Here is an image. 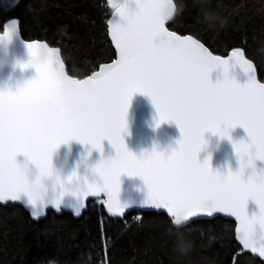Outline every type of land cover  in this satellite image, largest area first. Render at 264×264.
<instances>
[{
    "label": "snow or ice",
    "instance_id": "1",
    "mask_svg": "<svg viewBox=\"0 0 264 264\" xmlns=\"http://www.w3.org/2000/svg\"><path fill=\"white\" fill-rule=\"evenodd\" d=\"M111 6L115 12L107 20V34L115 59L83 78L67 74L60 49L26 41L30 59L19 66H32L37 74L15 90L0 87V202H19L33 218L45 215L49 207L66 208L69 194L73 203L68 207L77 216L90 197L112 216L122 217L134 206L166 210L175 231L168 230L165 243L181 249L188 242L181 229L191 218L227 214L236 221L241 252L251 250L264 258V167L257 169L255 163L264 161V82L257 79L252 62L240 47L227 56L215 55L194 35L170 30L166 22L176 12L173 0H124ZM19 31L16 18L6 20L0 41ZM235 65L247 74L243 84L228 75ZM216 68L223 69L224 78L213 82L209 74ZM136 92L151 97L158 113L155 126L164 121L178 125L176 147H153L140 155L129 149L124 134ZM70 99L84 105L83 110L67 107L64 101ZM37 109L52 112V117H41L38 124ZM236 126L248 137L232 141L237 170H213L210 157L198 159L206 131L231 139L229 129ZM72 140L91 145L101 156L83 176L73 170L63 179L54 169L53 154ZM105 140L115 150L107 158ZM19 154L27 158L24 164L18 162ZM29 163L35 166V180L30 179ZM124 173L143 178V201H121ZM249 200L259 209L251 215Z\"/></svg>",
    "mask_w": 264,
    "mask_h": 264
},
{
    "label": "trees",
    "instance_id": "2",
    "mask_svg": "<svg viewBox=\"0 0 264 264\" xmlns=\"http://www.w3.org/2000/svg\"><path fill=\"white\" fill-rule=\"evenodd\" d=\"M174 2L171 30L194 35L219 55L244 49L264 81V0ZM112 12L109 0H17L12 6L0 0V30L16 18L24 39L59 47L69 75L83 78L115 59L107 34ZM139 212L116 218L94 200L79 218L50 210L35 221L19 205H0V264H264L241 252L231 219L184 226L188 242L181 249L165 243L168 230L175 231L165 213L132 218Z\"/></svg>",
    "mask_w": 264,
    "mask_h": 264
},
{
    "label": "water",
    "instance_id": "3",
    "mask_svg": "<svg viewBox=\"0 0 264 264\" xmlns=\"http://www.w3.org/2000/svg\"><path fill=\"white\" fill-rule=\"evenodd\" d=\"M109 1L111 5L113 3L124 2V0H109ZM114 12L115 9L113 8V12L111 13L109 19L113 17ZM176 12H177V5H176ZM176 12L174 13V16L169 21L166 22V26L168 28L170 23L173 21ZM115 19L119 20L120 17L117 15ZM0 33H2V31H0ZM186 35H190V34H186ZM26 41L27 40L24 39L22 36L21 27H20V31L15 35H13L11 40L0 41V87H10L13 90H15V88L18 85H21L25 81L32 79L37 74L36 69L32 66H29L27 68H21L19 66V63L27 62L30 59V54L26 46ZM38 41H43V40H38ZM43 42H46L50 47H55L50 45L47 41H43ZM56 48L60 49L59 47ZM209 50L212 51L210 48ZM242 51H244L246 59H249L252 62L257 79L260 82H264L261 81L259 78L258 69L256 67L255 62L252 61L246 55V51L244 49H242ZM60 54L62 57L61 49H60ZM213 54L219 55L214 52ZM227 55H220V56H227ZM65 68L67 74H69L67 71L66 63H65ZM209 75H210V79L213 82H215L218 79L224 78V71L222 68H216L213 69ZM228 75L229 77L236 79L241 84H243L247 80V74L243 71V69L239 65L231 66L229 68ZM157 119H158V113L156 112L155 106L152 103L151 97H149L147 94L142 92L134 93L131 98L130 106L127 113L128 130L124 134L125 143L132 152H134L137 155H140L142 152L151 151L153 147H157L158 150L163 151V150H170L171 148L177 146L176 141L180 138L181 135L178 125L174 121L171 122L164 121L160 123L159 126L157 127L155 126V121ZM229 135L231 136V139H229L227 136L222 137L218 133L206 131L204 133V138L207 141V143L198 153V159L201 162H203L205 159H208L210 157L211 158L210 165L213 170H219L221 172H227L229 169H231L232 171L237 170L239 168V160L236 156L232 141L240 140V139L247 140L248 139L247 132L242 126H236L235 128L229 129ZM89 149H91L90 154H89ZM103 155L105 158H107L110 155H115V150L112 148L110 142L107 140L103 141ZM100 156H101L100 150L93 149L91 145H84L79 141L72 140L66 144H61L58 147L56 152L53 154V164L60 170L61 177L63 179H67V177L71 175L73 170L77 171L79 175L83 176L87 172L88 165L94 164L97 160H99ZM26 159L27 158L23 154H19L17 156V160L21 164H24L26 162ZM255 163L257 169L264 167V161H256ZM28 167L31 170L30 178H32V173L36 171L35 166L29 163ZM249 171L250 169L246 170L245 175H247ZM120 181H121V190L119 195L122 202H126V203L131 202L135 204L143 201L146 198L147 185L145 184L142 177L130 176L127 173H124L121 175ZM48 183L51 184V182ZM24 199H26V196L24 197ZM91 201H94V199L91 197L88 198L86 209L82 211L81 215L77 216L73 213L72 209L68 207L71 203H73V197L69 194L64 197V204L66 208L57 211L49 207L46 210L45 215L41 216L40 218L32 217V219L35 221H40L47 216V213L50 210H54L58 214H62L63 212L70 213L74 215V217L79 218L87 210L88 203ZM8 204L19 205L23 207L30 214V209L26 208L23 204L19 202H0V205H8ZM105 211L108 215H110L107 212L106 208ZM132 211L158 212V213H165L168 216L166 210H157L154 208L134 206L127 209L122 217L121 216H113V217L124 218L128 213ZM247 211L249 212L250 215L259 211L258 206L254 200H249L247 204ZM216 217L231 219L236 224L235 219L227 214H218V215L214 214L212 217H209L207 215H201L198 217L191 218L185 224V226L195 220L213 219ZM237 242L240 245L238 240ZM245 251L252 254L254 257L264 261V258L259 257L257 253H252L251 250H245Z\"/></svg>",
    "mask_w": 264,
    "mask_h": 264
},
{
    "label": "clouds",
    "instance_id": "4",
    "mask_svg": "<svg viewBox=\"0 0 264 264\" xmlns=\"http://www.w3.org/2000/svg\"><path fill=\"white\" fill-rule=\"evenodd\" d=\"M65 105L69 108H72V109H75V110H83L84 108V105L80 104L79 102L75 101L74 99H70V100H67V101H64ZM34 115L37 117V123L39 124L41 122L40 118L41 117H44V118H51L52 117V112H43L39 109H37L34 113ZM54 169L60 173V170L54 166ZM31 171V170H30ZM29 175H30V172H29ZM36 171L34 173H32V178L30 179H33L35 180L36 179Z\"/></svg>",
    "mask_w": 264,
    "mask_h": 264
},
{
    "label": "built area",
    "instance_id": "5",
    "mask_svg": "<svg viewBox=\"0 0 264 264\" xmlns=\"http://www.w3.org/2000/svg\"><path fill=\"white\" fill-rule=\"evenodd\" d=\"M97 205H98L99 207L102 206V204L99 203V202H97ZM142 215H143V214H142L141 212H139V213L133 214V215H132V218L142 219Z\"/></svg>",
    "mask_w": 264,
    "mask_h": 264
},
{
    "label": "rangeland",
    "instance_id": "6",
    "mask_svg": "<svg viewBox=\"0 0 264 264\" xmlns=\"http://www.w3.org/2000/svg\"><path fill=\"white\" fill-rule=\"evenodd\" d=\"M16 1H17V0H4V3H5V5H7V6H12V5L16 4ZM141 213H142V212H141Z\"/></svg>",
    "mask_w": 264,
    "mask_h": 264
},
{
    "label": "flooded vegetation",
    "instance_id": "7",
    "mask_svg": "<svg viewBox=\"0 0 264 264\" xmlns=\"http://www.w3.org/2000/svg\"><path fill=\"white\" fill-rule=\"evenodd\" d=\"M3 30V29H2ZM2 30H0V31H2Z\"/></svg>",
    "mask_w": 264,
    "mask_h": 264
}]
</instances>
